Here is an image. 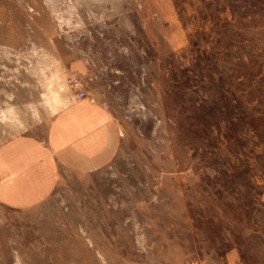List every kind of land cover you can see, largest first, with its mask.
<instances>
[{
	"label": "rangeland",
	"instance_id": "obj_1",
	"mask_svg": "<svg viewBox=\"0 0 264 264\" xmlns=\"http://www.w3.org/2000/svg\"><path fill=\"white\" fill-rule=\"evenodd\" d=\"M73 77L118 151L0 201V264H264V0H0V145L45 137Z\"/></svg>",
	"mask_w": 264,
	"mask_h": 264
},
{
	"label": "crops",
	"instance_id": "obj_2",
	"mask_svg": "<svg viewBox=\"0 0 264 264\" xmlns=\"http://www.w3.org/2000/svg\"><path fill=\"white\" fill-rule=\"evenodd\" d=\"M79 68L76 63L70 72ZM104 104L74 100L53 117L45 137L23 135L0 145V201L16 208L39 204L53 193L61 167L85 174L106 165L120 137L113 110Z\"/></svg>",
	"mask_w": 264,
	"mask_h": 264
},
{
	"label": "built area",
	"instance_id": "obj_3",
	"mask_svg": "<svg viewBox=\"0 0 264 264\" xmlns=\"http://www.w3.org/2000/svg\"><path fill=\"white\" fill-rule=\"evenodd\" d=\"M70 84L74 87L78 93L76 94L77 99L87 98L90 102H95V98L90 95L88 90L83 87V83L79 79L70 78Z\"/></svg>",
	"mask_w": 264,
	"mask_h": 264
}]
</instances>
